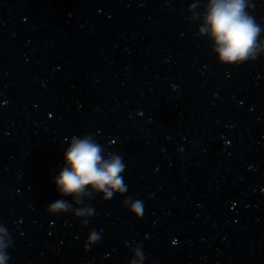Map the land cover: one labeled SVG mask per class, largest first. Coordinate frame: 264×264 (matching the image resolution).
Returning a JSON list of instances; mask_svg holds the SVG:
<instances>
[{
  "label": "water",
  "instance_id": "water-1",
  "mask_svg": "<svg viewBox=\"0 0 264 264\" xmlns=\"http://www.w3.org/2000/svg\"><path fill=\"white\" fill-rule=\"evenodd\" d=\"M210 2L0 0V264H264V0L233 65ZM86 136L125 193L58 194Z\"/></svg>",
  "mask_w": 264,
  "mask_h": 264
},
{
  "label": "clouds",
  "instance_id": "clouds-1",
  "mask_svg": "<svg viewBox=\"0 0 264 264\" xmlns=\"http://www.w3.org/2000/svg\"><path fill=\"white\" fill-rule=\"evenodd\" d=\"M246 7V0H211L207 4L204 25L217 46L216 52L221 65H233L257 57L252 53L256 48L261 29L246 11ZM204 31L205 27H201L200 32ZM63 159L65 166L53 180L59 195L79 196L91 186V190L103 193L102 199L107 201L112 193L126 192L127 188L121 175L125 167L122 157L109 154L105 158L101 146L93 142L91 137L86 136L83 139L74 137ZM70 207L67 200H57L49 204L46 210L49 213L68 211ZM76 211L82 214L86 210ZM90 211L92 212V209ZM131 211L140 218L141 202L134 201ZM95 235L96 233L93 232V236L89 239H93Z\"/></svg>",
  "mask_w": 264,
  "mask_h": 264
}]
</instances>
